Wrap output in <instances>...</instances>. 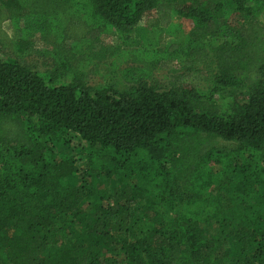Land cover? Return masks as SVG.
Listing matches in <instances>:
<instances>
[{"label":"trees","instance_id":"16d2710c","mask_svg":"<svg viewBox=\"0 0 264 264\" xmlns=\"http://www.w3.org/2000/svg\"><path fill=\"white\" fill-rule=\"evenodd\" d=\"M0 11L18 54L61 67L0 56V264H264V0H0ZM149 18L142 45L105 43ZM74 25L84 35L71 47ZM153 29L174 38L163 51ZM117 53L137 79L127 90L61 79L76 63L115 73ZM157 64L206 70L212 86L155 88L144 80ZM229 89L245 102L231 106ZM72 142L79 157L63 151ZM113 178L120 187L99 197Z\"/></svg>","mask_w":264,"mask_h":264},{"label":"rangeland","instance_id":"374dc122","mask_svg":"<svg viewBox=\"0 0 264 264\" xmlns=\"http://www.w3.org/2000/svg\"><path fill=\"white\" fill-rule=\"evenodd\" d=\"M154 18L147 19L143 26L137 30V29H130V30H124L117 32L114 34L113 37H108L105 39V43L112 45L114 47H118L121 50L124 49L122 46L121 38L130 36L131 39H135L142 45L144 43L143 35L145 33V30L150 29L151 26L155 24ZM215 27H218L217 25H214V27H211V31L215 30ZM154 33H150L149 35L151 37H157L159 39V45L158 50L163 51V48L170 44L174 38L171 34V32L167 30L163 31H157L156 29H153ZM19 31L14 26L10 18L8 17V14H6V11H0V56L3 59H16L29 67L32 70H35L42 74H48L52 69H55L53 73L56 75L61 74V67L54 63V61L51 59L50 54H47L45 56L42 55V53L39 54H18L14 50V42L19 38ZM70 41L69 44L71 47L75 46L78 43H75L84 35V29L81 25H74L71 28L70 33ZM142 35V36H141ZM120 55L117 53L116 58H112L114 62V69L116 68V72L111 74V71L108 69L110 62H97V63H76L75 66H73V72L66 75L65 79L66 81L76 80L80 81L81 83H85L88 86L95 87L99 84H103L105 81L103 79L104 76L107 77V79L110 77L114 78L113 80H116L119 85L117 88H119V91H123L124 89L127 90L131 85H134L137 81V79L134 76L126 77V74L123 72V70H126L128 65L131 64V61L128 62V60H121L124 59L119 58ZM56 61V60H55ZM157 63H161V59L158 60ZM127 65V66H126ZM158 64L155 67H149V80H144L150 82L152 86L155 88H171L173 86H182V85H190L195 88H198L200 90H208L212 83H210L209 80L206 79V76L208 75L206 70H203L201 72H195L191 71L190 73H187L185 70L180 69L177 65L176 67H172L170 69L168 68H157ZM119 67V68H117ZM143 67V66H142ZM108 72L110 73V76L107 75ZM248 91L246 89H229L227 90V95L230 96V100H228L231 104V106H235L237 104H242L245 102L247 98ZM222 151H231L236 148V143H231L223 140H218L217 145ZM66 153L72 154L77 156L79 154L78 150V144L75 142H72L70 144V148L68 150H63ZM79 157V156H77ZM121 185V182H119L116 178H113L109 180L106 184V189L103 187L100 189L99 197H102V195L107 194V192L112 191L113 189L119 188ZM116 247V246H115ZM109 258H120L122 256V251L120 248H114L113 250L109 251L106 255Z\"/></svg>","mask_w":264,"mask_h":264}]
</instances>
